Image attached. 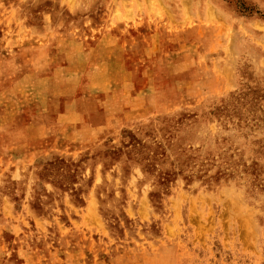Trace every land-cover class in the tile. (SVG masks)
Returning a JSON list of instances; mask_svg holds the SVG:
<instances>
[{
    "label": "rangeland",
    "instance_id": "rangeland-1",
    "mask_svg": "<svg viewBox=\"0 0 264 264\" xmlns=\"http://www.w3.org/2000/svg\"><path fill=\"white\" fill-rule=\"evenodd\" d=\"M0 264H264V0H0Z\"/></svg>",
    "mask_w": 264,
    "mask_h": 264
},
{
    "label": "crops",
    "instance_id": "crops-1",
    "mask_svg": "<svg viewBox=\"0 0 264 264\" xmlns=\"http://www.w3.org/2000/svg\"><path fill=\"white\" fill-rule=\"evenodd\" d=\"M120 2H124V1H120ZM133 2H135V3H141V0H133ZM143 3H146V4H150V3H152V0H143ZM73 36H78V35H73ZM80 36V35H79ZM52 50L50 49L48 52H51ZM70 52H79V51H81V52H85L86 53V51H87V47L86 46H84L83 47V44L81 45V47L80 48H77V47H75V48H72L71 50H69ZM70 63H71V61H70ZM19 82V81H18ZM21 83H24V84H22V86H25V85H27V86H29V84H31L32 86L31 87H29L30 89H33V92L36 90V85H37V82H35V83H30V82H27L26 80H24V79H22L21 81H20ZM33 85H34V87H33ZM10 98H8V100H9ZM7 100V101H8ZM44 100V99H43ZM42 100V101H43Z\"/></svg>",
    "mask_w": 264,
    "mask_h": 264
}]
</instances>
